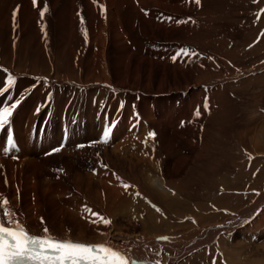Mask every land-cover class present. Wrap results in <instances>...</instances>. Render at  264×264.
<instances>
[{
  "label": "bare ground",
  "instance_id": "bare-ground-1",
  "mask_svg": "<svg viewBox=\"0 0 264 264\" xmlns=\"http://www.w3.org/2000/svg\"><path fill=\"white\" fill-rule=\"evenodd\" d=\"M80 1L85 5L83 22L69 20L67 0L56 10L54 24L51 20V34L48 22L44 23L42 34L44 24L39 26L35 19L38 12L34 4V11L31 10L30 0L25 1L18 14L21 30H12L13 8L8 5L0 12L4 17L0 15V41L4 39L0 44V107L21 99L10 118V127L0 130V199L7 198L15 219L30 234L41 236L47 227L53 237L107 244L138 264H180L184 258L194 259L203 248L211 251L219 234L242 227L246 217L214 225L203 222L190 210L187 212L195 204L193 196L196 197L198 186H214L210 181L212 172L204 168L206 165L198 167L188 181L187 193L175 186L199 153L208 124H215L213 107H219L221 126H229L231 113H235L233 100L225 93L224 85L220 87L221 82L201 86L194 81L199 56H195L196 42L190 35L199 27L196 13L201 2ZM37 27H41L40 31ZM38 31L51 40L50 60L45 61L40 55ZM17 32L24 35L20 45L24 51L16 58L9 38ZM184 49L192 54H182ZM58 60L65 61V69L57 75ZM261 68L255 72L264 67ZM49 69V74H35ZM9 76L16 81L11 88L6 82ZM203 95L207 96L204 100ZM114 100L118 101L115 108ZM74 121L76 126L86 123L87 128L76 127V132L72 131ZM52 122L58 130L48 139ZM248 123L246 128L251 127ZM61 130L63 136L58 134ZM9 131L14 148L7 145ZM105 132H110L107 138ZM99 137H104L102 143H92ZM255 138L252 145L257 153L260 145ZM18 144L21 151L15 152ZM104 144L107 149L102 147ZM4 147L8 148L7 153ZM72 147L73 153L69 152ZM87 149L93 155L83 160ZM47 152L50 157L62 158L60 163H48ZM87 160L91 163L85 164ZM49 164L54 168H49ZM72 164L89 168L91 173L83 175ZM59 166L71 179L77 197L68 182L38 181L45 173L43 169L51 172ZM56 179L63 181V176L57 174ZM3 207L0 204V210ZM35 210L45 213L44 218L33 214ZM167 212L176 221L170 235L154 234L150 229L138 232V228L148 225L142 214L158 218ZM98 217L111 223L106 226ZM185 219L187 222L182 224ZM190 225L193 229L187 234H177ZM167 247L172 249L170 254L164 252Z\"/></svg>",
  "mask_w": 264,
  "mask_h": 264
},
{
  "label": "rangeland",
  "instance_id": "rangeland-1",
  "mask_svg": "<svg viewBox=\"0 0 264 264\" xmlns=\"http://www.w3.org/2000/svg\"><path fill=\"white\" fill-rule=\"evenodd\" d=\"M25 1L27 0H0V12L6 9L8 5L10 9L13 8L11 14L16 12L15 27L13 24V16L10 14L12 30L14 28L21 30V24L18 23H21V18L18 17V14L21 12L20 9L23 8ZM30 1L32 3L31 10L34 11L33 0ZM66 1L67 0H37L35 7L38 12V17H35V19H38L39 26L40 24L42 25V22L43 24L48 22V29L51 34V20L53 19L52 22L54 24L53 17L56 10H59L60 7L65 5V3H67ZM79 1L80 0H70L71 11L69 13L71 16L69 15V20L76 19L75 21L80 24L84 20L83 12L85 10V5L82 1ZM10 2H13V6ZM200 2L201 6L196 13L200 24L198 23L199 27L190 35L196 42L194 47L197 49V55L195 56H199L197 61L199 69L194 81L201 86L214 81L221 82L220 87L226 88L225 93L233 100L231 102L234 103V112L236 114L231 113L229 126H221L223 120L220 118L222 115L220 116L219 107H213V111H215L213 122L215 124L211 127H209L208 124L209 129H206L207 135L203 145L200 147L199 153L194 157L185 175H183L179 182L175 183V186H179L178 191L184 192L188 185V181L197 173L198 167L206 165L204 168L212 172L210 181L214 186L212 188L205 184L198 186V189L195 191L196 197L193 196L195 204H192L188 209L185 208L187 212L190 210V212H193L197 217L201 216L202 221L204 220L203 222L214 223V225H222L227 220L240 219L243 215L246 217V221H244L245 224H243L242 227L236 229L229 228L231 231H228L226 234H219L217 237V244L210 248L211 251L203 248L199 251V254L195 255V260L191 257H187L184 258L180 264H264V68L259 72H255L256 69L264 67V14L257 15L264 10V0H200ZM45 6L48 11L41 17L40 12ZM73 7H78V9H76L77 11ZM73 10L75 12H73ZM75 13L79 15H75ZM0 15L3 17L1 13ZM77 19L79 21H77ZM45 24L42 25L44 28L41 30L42 34L46 27ZM37 29L40 31L41 27H37ZM39 31L36 35L38 36L39 34L41 36L40 55L45 58V61L47 59L50 60L49 57L53 55L52 49L49 48V42L51 40H49L50 38L46 40L45 36ZM26 32L25 30V33ZM50 34H48V36H50ZM23 36L17 32L14 37L9 38V41L11 40L14 45L13 54L16 58L19 52L24 51L22 46H20ZM3 42L4 39L0 41V44L2 45ZM31 48L30 46L29 49ZM8 65L14 67L11 64ZM26 65L33 68L28 62ZM64 65V60H58L56 62L55 68L58 69L57 75L62 74V69H65ZM20 66H22V64ZM50 69L44 71L39 70L36 71L35 74L41 76L46 75L51 73ZM244 73L248 75L241 78L240 76ZM238 77L241 79H238ZM223 80L226 83H224ZM202 98L204 100L207 96L203 95ZM114 103L113 108H115L118 101L114 100ZM210 103L211 102H209V104ZM236 107H239L238 111ZM240 110H242V113ZM75 121L70 128L72 131L74 130V132H76V127L87 128L86 123L76 126ZM246 123L251 127L246 128ZM257 125H259V127L257 128V132H255V127ZM50 126L52 129L49 131L51 133L48 135V139L50 135H55L58 130L55 122H52ZM259 130L261 131L259 132ZM79 131L82 130L79 129ZM58 132L59 135L63 136L64 131L63 133L62 130ZM109 134L110 132L105 138H107ZM255 137H258L257 144L260 145L258 148L259 152L257 153L254 151L255 147L252 145L254 139H256ZM95 141L96 143H102L104 137H99L92 143H95ZM61 143L64 144L63 141ZM242 143L244 145L241 146ZM102 147L107 149V145L105 144L102 145ZM82 149L86 151V148ZM88 150L89 149H87V152H83V160H85L88 155H93L92 151L88 153ZM69 152L73 153L74 147L70 148ZM98 153L101 154V151ZM48 154L50 153H45V156L48 157ZM37 156L39 157L41 155ZM63 159L66 160L64 157ZM59 160H62L59 156H49L46 161L48 163H58ZM83 160L81 159V162ZM39 161L41 162L42 159H39ZM86 163L90 164L91 160L85 161V164ZM48 166L49 168H54L53 164H49ZM72 166L76 171L83 173V175L85 173H91L89 168L83 166L78 167L73 164ZM96 168L97 167L94 169ZM43 170L45 173H43V176H41L38 181L50 179L52 181L61 182V184L68 182L67 185L70 191H72V186L70 184L71 179L69 180L67 174L62 172L60 166L57 170L51 172L49 170L46 171V169ZM57 174L63 176V181L56 179ZM73 199L75 202L79 201L76 198H72V200ZM33 214L40 218H44L45 215V213L43 215V213L41 214L37 210L33 211ZM164 215L167 216L165 217ZM164 215L155 218L142 214L145 220L147 219V226L149 227L145 226L138 228V232L144 233V231L148 232L150 229V232L154 234L156 233L162 236L165 234L170 235V231L173 229L172 227L175 228L176 221L174 217L170 216L169 212ZM181 217L184 216L182 215ZM204 217L206 219H203ZM35 219H37V217ZM162 219L165 221H161ZM185 220L182 221V224L187 222V220ZM227 224L228 223H226V225ZM192 226L193 225H190V228L182 230L181 232L179 231L177 234H187L188 231L193 229L191 228ZM170 250L172 251V249L167 247L164 249V252L170 254Z\"/></svg>",
  "mask_w": 264,
  "mask_h": 264
},
{
  "label": "snow or ice",
  "instance_id": "snow-or-ice-1",
  "mask_svg": "<svg viewBox=\"0 0 264 264\" xmlns=\"http://www.w3.org/2000/svg\"><path fill=\"white\" fill-rule=\"evenodd\" d=\"M195 3L198 5L200 0H195ZM33 4L35 6L37 0H33ZM47 11L45 6L40 16L43 17ZM260 14H264V10L257 15ZM15 17L16 12L13 13L14 27ZM182 54L192 53L184 49ZM6 82L9 88L16 83L12 76H9ZM20 103L21 99H16L10 106L0 107V130L5 129L6 125L10 127V118ZM204 107L207 109V103ZM195 115L198 117L200 112L197 111ZM149 135L154 137V133ZM7 145L15 147L10 131L7 134ZM3 151L7 153L8 148L4 147ZM9 203L7 198L0 199V204L4 206L0 210V264H138L136 260H131L107 244L89 245L67 239L60 240L53 237L47 227L43 229V235H32L19 220L15 219V213L9 207ZM98 219L106 226L111 223L104 217Z\"/></svg>",
  "mask_w": 264,
  "mask_h": 264
}]
</instances>
